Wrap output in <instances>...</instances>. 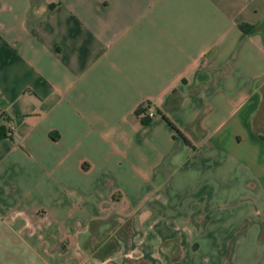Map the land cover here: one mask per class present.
Listing matches in <instances>:
<instances>
[{"label":"crops","instance_id":"1","mask_svg":"<svg viewBox=\"0 0 264 264\" xmlns=\"http://www.w3.org/2000/svg\"><path fill=\"white\" fill-rule=\"evenodd\" d=\"M263 83L264 0H0V264H264Z\"/></svg>","mask_w":264,"mask_h":264},{"label":"trees","instance_id":"2","mask_svg":"<svg viewBox=\"0 0 264 264\" xmlns=\"http://www.w3.org/2000/svg\"><path fill=\"white\" fill-rule=\"evenodd\" d=\"M238 28L240 29V31L244 34H248L251 30V26L245 24V23H240L238 24ZM143 111V108L140 107L139 105L136 107V109L134 110V113L139 116V121L141 123V125H147L149 122V119L140 116V113ZM155 114H160L158 110H154ZM161 115V114H160ZM161 117L164 119V121L167 123V125L175 131L176 135L178 137H180L184 142H187L186 139L184 138V136L182 135V133L163 115H161ZM9 135V131L5 130L4 127L2 125H0V137H4V136H8Z\"/></svg>","mask_w":264,"mask_h":264},{"label":"rangeland","instance_id":"3","mask_svg":"<svg viewBox=\"0 0 264 264\" xmlns=\"http://www.w3.org/2000/svg\"><path fill=\"white\" fill-rule=\"evenodd\" d=\"M260 91H261V101L254 118V125L264 130V83L261 84ZM139 263L140 262H127V264H139ZM182 264H187V262Z\"/></svg>","mask_w":264,"mask_h":264},{"label":"built area","instance_id":"4","mask_svg":"<svg viewBox=\"0 0 264 264\" xmlns=\"http://www.w3.org/2000/svg\"><path fill=\"white\" fill-rule=\"evenodd\" d=\"M139 106L143 108V111L140 113V116H143L150 120L152 117L156 115L154 108L150 103L142 102Z\"/></svg>","mask_w":264,"mask_h":264}]
</instances>
